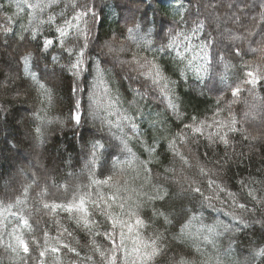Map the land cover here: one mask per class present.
<instances>
[{
	"label": "clouds",
	"instance_id": "9594fccd",
	"mask_svg": "<svg viewBox=\"0 0 264 264\" xmlns=\"http://www.w3.org/2000/svg\"><path fill=\"white\" fill-rule=\"evenodd\" d=\"M0 264H264V0H0Z\"/></svg>",
	"mask_w": 264,
	"mask_h": 264
}]
</instances>
